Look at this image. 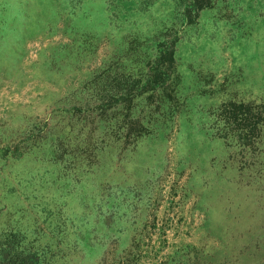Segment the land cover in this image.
Wrapping results in <instances>:
<instances>
[{
	"label": "rangeland",
	"instance_id": "374dc122",
	"mask_svg": "<svg viewBox=\"0 0 264 264\" xmlns=\"http://www.w3.org/2000/svg\"><path fill=\"white\" fill-rule=\"evenodd\" d=\"M32 1L26 0L25 31L35 23ZM61 1L73 13L81 3ZM169 5L160 7L163 23L146 8L130 11L116 3L103 17L97 13L100 44L83 47L80 62L52 55L74 44L64 31L66 11L0 59V264H24L34 235L42 264H264V110L250 134L215 126L233 104L264 105V0H206L183 21ZM175 30L169 87L139 106L143 115L173 116L169 127L144 141L134 132L121 141L111 135L103 146L87 130L105 107L113 114L118 103L124 110L127 104L116 98L114 85L95 79L81 87L86 99L78 101L80 81L107 71L134 35L160 43L172 40ZM79 115L90 138L75 145L73 136L62 135L75 130ZM147 137L155 140L139 157L136 149H146ZM94 151L112 157V171L94 177ZM78 153L85 154L83 164ZM82 167H89L91 179ZM56 173L67 184L41 197ZM20 235L26 240L14 246Z\"/></svg>",
	"mask_w": 264,
	"mask_h": 264
},
{
	"label": "trees",
	"instance_id": "16d2710c",
	"mask_svg": "<svg viewBox=\"0 0 264 264\" xmlns=\"http://www.w3.org/2000/svg\"><path fill=\"white\" fill-rule=\"evenodd\" d=\"M97 2L98 4L92 7ZM115 3L119 7L126 8L130 11H136L137 8L140 10L146 8L150 15L156 16L158 21H162L163 23L167 17H163L161 6L171 3L169 10L173 14V17L183 21L185 18L192 16V13L194 14L200 10L204 6L203 4L206 3V0H81L80 6L74 13L72 10H68L67 8L69 6L67 4L65 6V3L61 0H33L31 2L30 15L31 19L33 18L35 20V23L27 31L24 30L28 25L26 19H29L26 8L27 5L30 6V2L27 4L26 0H0V38L4 42L3 44L0 41V59L7 60L11 45H22L27 39L42 33L48 23L53 25L52 22H56L58 18H61V11H66L64 31L69 37H72L74 44L70 47L54 49L52 55L58 57L60 59L59 61H67L68 59L64 58L70 56V61L72 59L75 62H80L84 56H80L83 47L89 45V47L95 48L100 44L101 36L98 34V27H102V23L98 26L100 19L95 22V19L98 17L97 13H101L103 17V14L110 12L109 9L111 7H115ZM42 18H44L45 23H41ZM94 26H97L95 33L92 31ZM171 31L173 32V28ZM174 33L172 40L167 41L161 39L160 43L149 41L147 37L140 36V34L139 36L134 35L125 46L124 56H119L118 53H115L110 63H104V65H108L106 68L107 71L103 70L102 67L99 75H97L98 71L94 70L92 73H88L85 79L80 81V87L74 93L76 94L75 99L78 101L86 99V91L81 90V87L85 88L92 79H95L98 83L104 84L108 81L111 85H114L117 91L116 98L127 104V108L124 110L121 107V103H118V111H114L113 114H108L106 107L103 110L100 108L99 119H96L94 128L87 130L89 135H94L104 141L102 142L103 146H106V141L110 139L111 135H116L114 139L121 141L120 137L122 135L125 136L129 132H134L133 135L138 136L136 139L140 138L144 141L146 136L154 135L159 127H165L166 125L169 127L167 124L168 120L172 119L173 116L169 117L166 121L164 120L166 119V113L162 114L163 118L159 115L152 117L151 110L143 115V111L140 110L143 107L139 109V106L144 104L143 101L157 99L169 87L171 79L170 72L176 67V46L179 42V33L176 30ZM18 52L21 53L22 48ZM89 52L87 50L86 54H89ZM131 56H135L134 60L131 59ZM118 63L119 68L115 67ZM88 95L91 96L90 94ZM95 96H97L96 99L101 97L99 92H96ZM131 102H135V104L133 112L130 114V112H127V109ZM262 110H264V105L261 106V109L259 107L254 109V107L242 103L239 105L233 104V107L223 114L221 118L223 120L215 123L216 130L229 129L237 135H242V130L244 131L245 128H248L249 133L247 134H250L257 129L255 128L256 122L259 121ZM83 118L85 117L79 115L73 124L75 130H72L70 127V129L66 130L67 134L62 135L66 140L68 137L73 136L75 145L82 144L87 140L82 139L83 136L85 138L89 137L84 133L86 132L84 129L87 126H82ZM147 138L146 142L143 143V147L146 149L140 151L136 149L139 157L147 154V150H151V142L153 143L155 139L154 137ZM100 153L96 151L94 153L92 152L93 158L91 157V159H93V164L91 166L95 173L94 177H99L97 175L112 171V167H114L112 165V157L104 158L103 154ZM84 155V153H78L74 157H78V162L80 159V164H83ZM34 162L41 164L38 160ZM51 162L52 160L46 164L51 165ZM92 167H90V170ZM132 170L133 174L140 172L136 167H132ZM82 171L86 172L85 180L87 178L88 180L91 179L89 176L91 172L89 171V167H86ZM53 179L55 180L49 186L40 190L41 197L45 198V193L48 194L47 189L56 188L60 182L67 184L58 173L56 175L54 174ZM56 189L58 191V188ZM248 195L253 197L250 192ZM92 216L96 220L97 214L93 215L92 213ZM24 217L25 214L21 212L20 222H24ZM228 231L230 229H227ZM37 239L38 236L34 235L33 239L29 240L32 241L33 247L25 253L24 264H42L40 262V255L34 250ZM22 240H26V235H20L15 240L14 246L19 245Z\"/></svg>",
	"mask_w": 264,
	"mask_h": 264
}]
</instances>
